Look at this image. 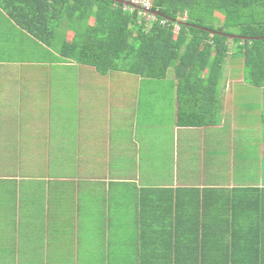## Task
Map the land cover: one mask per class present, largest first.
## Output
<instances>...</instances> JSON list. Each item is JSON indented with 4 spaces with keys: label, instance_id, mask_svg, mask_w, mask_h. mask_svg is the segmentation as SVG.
<instances>
[{
    "label": "crops",
    "instance_id": "0c3cea01",
    "mask_svg": "<svg viewBox=\"0 0 264 264\" xmlns=\"http://www.w3.org/2000/svg\"><path fill=\"white\" fill-rule=\"evenodd\" d=\"M46 63L41 57L37 64L39 79L54 71ZM68 66L96 89L84 92L88 101L98 98L89 107L95 114L73 115L79 100L71 91V114L39 107L15 115L20 67L9 73L0 65V264H95L96 251L99 264H126L127 256L130 264H160L164 254L165 264H264V88L250 86L243 71L234 79L228 61L219 115L206 116L201 127L180 126L176 77L120 72L114 81ZM112 108L119 115H110ZM64 164L80 176L47 175ZM225 204L227 219L210 218ZM238 208L243 214L233 222ZM198 215L204 229L193 236ZM243 244L246 250L228 252Z\"/></svg>",
    "mask_w": 264,
    "mask_h": 264
},
{
    "label": "trees",
    "instance_id": "16d2710c",
    "mask_svg": "<svg viewBox=\"0 0 264 264\" xmlns=\"http://www.w3.org/2000/svg\"><path fill=\"white\" fill-rule=\"evenodd\" d=\"M118 1L0 0V26L3 17L11 21L22 32V43L27 37L34 47L41 48L47 69L55 71L61 66L55 72L58 75L66 68L68 73L73 71L71 64L92 68L113 80L120 72H128L146 80L165 81L172 72L178 80L180 126L201 127L207 124L206 116L219 115L217 93L227 60L232 64L241 56L245 81L264 88V0H153L151 14L134 7L126 12L125 4ZM153 14L156 21L152 22L148 16ZM0 37L7 42L2 34ZM13 53L9 48L4 55L12 58L16 56ZM19 63L22 75L19 72L17 77L23 92L24 83L33 78L24 74L28 62ZM8 71L14 68L8 67ZM67 97L69 102L64 104L59 97L48 103L45 94L38 96L35 110L46 107L48 113L63 109V114H70L72 101ZM229 207L213 209L210 218L227 219ZM232 213L233 222L243 214L239 208ZM233 222L234 232L238 226ZM192 226L197 232L193 236L202 233L200 215ZM245 245L228 252L246 250ZM162 257L165 264V254L158 260Z\"/></svg>",
    "mask_w": 264,
    "mask_h": 264
},
{
    "label": "rangeland",
    "instance_id": "374dc122",
    "mask_svg": "<svg viewBox=\"0 0 264 264\" xmlns=\"http://www.w3.org/2000/svg\"><path fill=\"white\" fill-rule=\"evenodd\" d=\"M1 23L2 24L0 26V30H1L0 34H2L6 38L7 42L4 41L2 39V37H0V65L4 64L8 67H15L16 68L20 64L19 63L20 61L26 60L29 65H28L27 70L24 71L25 72L24 74H26L30 78H33V79H30L29 81H27L26 83H24L25 90L16 96V101L15 100L12 101V103H16V104H12L13 107H11V110L14 111L16 115H34L35 114L34 108H37L35 101L38 100L37 98L40 94V91L43 92V95H42L43 97L45 94L48 103H49V101L52 102V101H54V99H57V97H59L60 101L64 104H65V102H69V98L65 94L69 95V93L71 91H73V93H76V91H77V93H76L77 95H75L73 97V99L75 100V103H77L76 99H78L79 104L74 107L75 111L72 110V114L73 115H88L89 111H92L91 113L95 114V109L92 110V109H89V107L93 103H98L99 102L98 98L96 100H94V99H92V96H91L90 101H88L86 99L87 93H84V92L86 90L94 92L96 89L86 88L87 82H86L84 77H81V75H82L81 71H79V75L77 76V72H76L77 68L74 66L73 67L74 70L71 71L70 73H68L66 71L59 73L60 75H58L56 73H52V74L45 73L46 80L45 79H39L38 78L39 73H38L37 64L39 65L41 62V57H40L41 56V54H40L41 48L34 47L31 44V42H32L31 39L27 38V37L25 38L26 39L25 43L24 42L22 43L21 42L22 41V34H20L22 32L7 18L3 17ZM176 28H178V27H176ZM9 48H11V50L13 52H15V53H13V54H16L15 57L10 58V55L8 57H7V55H4V53H7L9 51ZM55 56L56 55H54V59H57V58H55ZM15 62H17V63L15 64ZM226 64L228 65V61L226 62ZM226 64L224 66L225 68L227 67ZM235 65H236V68L234 67ZM231 66L233 68L231 69L232 72H230V74L234 79H236L237 75L242 74L240 71H243V69H242L243 68V58L241 56H237L236 59L231 64ZM35 67L37 69L36 72H28V71H32ZM58 68H59V66L56 67L55 70H58ZM66 69L69 71V68H66ZM84 69H85V71H94L92 68H89V67H86ZM19 72H17V73H19ZM21 75H22V72H21ZM223 75H225V74L223 73ZM243 76H244V73L242 74V78H243ZM174 77H175V75L172 72H170L166 81H173ZM225 77H226V75H225ZM225 77H224V80H225ZM120 79H121L120 76H116L114 81H119ZM77 80H80V82L82 80H85V81L82 83H78V85H75ZM79 86H85V89H83V88L78 89ZM8 89L10 92L14 91L13 87L8 88ZM22 89H24L23 85H22ZM102 90L103 89H100V91H102ZM114 90H116L115 94H118L120 87H117ZM219 90H220V88L218 89V93H219ZM158 94H160V92H158ZM20 97H21V99H20ZM0 98H1V95H0ZM117 99H118V103H119L120 102L119 98H117ZM101 101L102 100H100V103L105 104L104 102H101ZM21 107H23V108H21ZM52 108H54V107L52 106ZM69 108H71V107H69ZM48 109H49V107H48ZM50 111H52V109ZM57 112H58V114H60V115L62 114V116H64L63 113L65 112V110L61 109L60 111H57ZM69 113L71 114V111ZM110 115H119V114L112 108ZM27 121H28V119H27ZM0 129L3 130L2 132H0V134H1L0 135V143H1V141L6 140V136L4 135L6 133L5 132L6 127H3V125H0ZM35 138H37V136ZM29 144H30V138H28L26 140L25 146L29 147ZM68 144H69L68 150L71 151L72 146L70 147V143H68ZM76 144L80 145V147H81V144L79 142ZM29 148H31V147H29ZM35 153H36L35 151L29 152V153H28V151H26L24 154L27 157V156H33V154H35ZM58 154L65 155V153H58ZM92 154L94 155L95 153H92ZM97 157H99V156H97ZM97 157H95L94 159H96ZM158 162H160V161H158ZM67 164L69 165V162H67ZM64 166H65L64 168H56V169H53V171H51V169H48L47 175H52L57 170V171H59L58 175L63 176V177H67L68 179L70 178L73 180L78 175L80 176V172L78 171V169H71L70 167L68 168V166L66 164H64ZM38 169L43 171L41 166H40V168L38 167ZM251 170L253 173L255 172L254 168H252ZM30 172L35 174L36 168L35 169L31 168ZM253 179L255 181H257L258 175H255L253 177ZM73 185H76V184L73 183ZM70 187H72V186L70 185ZM74 189H75V187H74ZM96 250H99V249H94V251H96ZM112 257H115V256H112ZM115 258H116L115 260H118L117 256ZM123 258L125 259L126 264H130L131 257L127 256V257H123ZM101 259H102V255L98 254V252L96 251V254H95L96 263L95 264H99L98 260H101Z\"/></svg>",
    "mask_w": 264,
    "mask_h": 264
},
{
    "label": "built area",
    "instance_id": "2783aa9c",
    "mask_svg": "<svg viewBox=\"0 0 264 264\" xmlns=\"http://www.w3.org/2000/svg\"><path fill=\"white\" fill-rule=\"evenodd\" d=\"M125 3L123 10L129 11L131 10V7L139 8L146 14H151L153 9V0H120ZM154 15V16H153ZM150 15L152 21H156L155 14ZM161 24L164 25V22ZM178 28H176V31L178 32Z\"/></svg>",
    "mask_w": 264,
    "mask_h": 264
},
{
    "label": "water",
    "instance_id": "95a60500",
    "mask_svg": "<svg viewBox=\"0 0 264 264\" xmlns=\"http://www.w3.org/2000/svg\"><path fill=\"white\" fill-rule=\"evenodd\" d=\"M118 2H121V1H118ZM121 3H124V2H121ZM125 4V3H124Z\"/></svg>",
    "mask_w": 264,
    "mask_h": 264
}]
</instances>
